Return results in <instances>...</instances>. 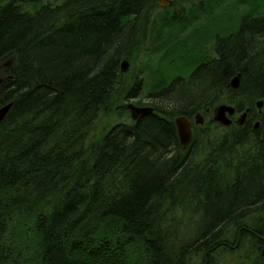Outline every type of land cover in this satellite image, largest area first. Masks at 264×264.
Instances as JSON below:
<instances>
[{
	"label": "trees",
	"instance_id": "1",
	"mask_svg": "<svg viewBox=\"0 0 264 264\" xmlns=\"http://www.w3.org/2000/svg\"><path fill=\"white\" fill-rule=\"evenodd\" d=\"M172 1L0 0V264H264V0ZM221 99L250 124L183 148Z\"/></svg>",
	"mask_w": 264,
	"mask_h": 264
},
{
	"label": "water",
	"instance_id": "2",
	"mask_svg": "<svg viewBox=\"0 0 264 264\" xmlns=\"http://www.w3.org/2000/svg\"><path fill=\"white\" fill-rule=\"evenodd\" d=\"M157 1L160 4V6L163 8L170 7L173 5L172 0H157ZM7 66H8L7 63L0 65V90H1L2 84L5 81V78L3 77V71L7 68ZM129 67H130V64L128 61L124 60L121 63V71L123 73L127 72ZM240 77L241 75L239 74L232 79L230 85L232 86L233 89L239 88ZM12 106H13V103H10L5 106H0V124L5 120ZM262 106H263V102L257 103L258 108H261ZM128 108L131 111V116L134 120L140 117L148 116L154 112L152 107H138L133 104H128ZM235 113H236V108L234 106L229 105V104H222L218 106L215 110L214 121L223 125L224 127H229L233 123L232 117L235 115ZM245 117H246V113H243L240 119L241 123H243ZM174 122L177 127L180 144L183 148H187L191 144L193 137H194V133L192 130V123L185 116L177 117ZM195 123L196 125H202L204 123V119L201 116V114H198L195 117ZM258 126H259V123L258 125H256L255 128L257 129Z\"/></svg>",
	"mask_w": 264,
	"mask_h": 264
},
{
	"label": "rangeland",
	"instance_id": "3",
	"mask_svg": "<svg viewBox=\"0 0 264 264\" xmlns=\"http://www.w3.org/2000/svg\"><path fill=\"white\" fill-rule=\"evenodd\" d=\"M44 1H52V0H44ZM228 8H226V9H228ZM226 9L223 8L222 10L218 11L217 19H216L215 22L213 21L212 24L211 23H207V24H205L203 26H200L198 28V31H197L198 34L205 33L206 36L209 35V34H211L213 36V34H216V33L220 32L221 28H219L220 26H218L217 24L223 20V18L225 16ZM139 63L140 62L138 61V65H137L136 71H138V69H139V66H140ZM129 69H130V67H129ZM145 79L148 81L150 79V76L146 75ZM222 100L223 99H221L220 103H216V104H212V105L210 104L211 106L207 109L206 112H204V113L201 112V116L204 119V123L202 125H196L195 124L197 126V128L195 129V132L197 130L201 132L204 129L206 130V133L209 132L208 129H210V127L208 126V123L211 120H214V115H215L216 108L218 106L222 105V104H227V103H223ZM149 102L150 101L147 100L145 97H138V98H135V99L128 100L127 102H125V104H127V105L128 104H133V105L138 106V107H150L148 105ZM241 116H242V114L239 116V118H241ZM258 123H256V121L253 120V126L254 125L255 126L258 125ZM226 131H227V127H224L223 125L220 124L219 125V129H218V133L224 134V133H226ZM200 143L203 145V142H200ZM197 150H199V151L201 150L200 153L204 152V149H202V147L197 149ZM257 257L258 256L254 255V252L252 250H250L249 244L248 243H243V244H241L240 248L238 250L233 251L232 254H229L227 256H222L220 258V264H254V262L257 261Z\"/></svg>",
	"mask_w": 264,
	"mask_h": 264
},
{
	"label": "flooded vegetation",
	"instance_id": "4",
	"mask_svg": "<svg viewBox=\"0 0 264 264\" xmlns=\"http://www.w3.org/2000/svg\"><path fill=\"white\" fill-rule=\"evenodd\" d=\"M263 107V106H262ZM262 107L261 108H258V111L260 112V113H262ZM243 113H246V117H245V119H244V121H243V123H241V121H240V119L241 118H239V116L242 114L243 115ZM199 114H201V113H199ZM197 116V115H196ZM195 116V117H196ZM189 119V118H188ZM195 119V118H194ZM193 119V120H194ZM190 120V119H189ZM193 120H190L191 121V123H192V130H193V133H194V135H195V129L197 128V126L195 125L196 123L193 121ZM251 120H252V117H251V110L248 108V109H245V111H242V112H238L237 110H236V113H235V115L232 117V121H233V123H232V125H237V126H240V127H243V126H248L249 124H250V122H251ZM256 123H258V121H256ZM252 125H253V123H252ZM256 126L254 125V128H255ZM256 129V128H255Z\"/></svg>",
	"mask_w": 264,
	"mask_h": 264
}]
</instances>
